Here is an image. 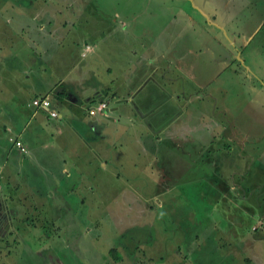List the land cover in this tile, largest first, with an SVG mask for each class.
<instances>
[{
	"label": "rangeland",
	"instance_id": "1",
	"mask_svg": "<svg viewBox=\"0 0 264 264\" xmlns=\"http://www.w3.org/2000/svg\"><path fill=\"white\" fill-rule=\"evenodd\" d=\"M117 45L148 122L110 115L105 166L36 139L13 93L84 96ZM0 264H264V0H0Z\"/></svg>",
	"mask_w": 264,
	"mask_h": 264
},
{
	"label": "crops",
	"instance_id": "2",
	"mask_svg": "<svg viewBox=\"0 0 264 264\" xmlns=\"http://www.w3.org/2000/svg\"><path fill=\"white\" fill-rule=\"evenodd\" d=\"M114 37V36H112ZM115 39L120 40L115 37ZM131 43V42H130ZM139 43V42H136ZM82 44V43H81ZM87 44V43H86ZM124 48V46L117 45V48H111L109 53H113V60L117 62L114 64L108 63V65L105 66V74L106 79H104L103 82L98 80L100 84H95L94 87L91 86L87 92H85V95H81L79 97L77 94L75 95L73 90L67 85L60 84L63 81L61 78L58 79L59 86L56 87H49L46 91H40L39 86L34 87L32 89L31 94L27 98L25 102L22 101L23 93L18 92V95L16 93H13V97L15 99V105L16 107L15 112L20 115L21 117H24L27 115L29 123L30 121L35 122V128L34 131L31 134H36V139H39L41 136H47V134H62V139L67 140L65 135L63 134H69L73 135L76 138H69L72 143L68 146L72 147V150H70V153H75L76 149H83L80 148L81 146H89V144L93 143V152L96 155L101 156V161L105 159V162L103 165L105 166L107 163V159L105 155H101L102 152H104V144L106 140L111 141L113 138V134H110L111 126L108 124L107 120H110V115L113 113H122L125 118L128 120L131 119V117L134 115L137 116V121L139 123H145L148 122L147 115L151 111H143L142 114H135L134 111L138 110L140 105L144 104V99L140 97V105L136 104L134 101V98L132 96L131 91H138L139 88L142 86V82L144 79L140 78L139 81L132 86L130 84L131 76L137 75L136 68H131L132 63L129 61V58L126 56V50L125 52H121V49ZM116 49H120V51H115ZM82 51L78 52L80 57H86L87 53L84 50V46L81 49ZM93 51V49H92ZM91 52V51H90ZM115 52V53H114ZM86 53V54H85ZM108 53V54H109ZM111 56V54H110ZM117 57V58H116ZM137 58H140L138 61L141 62L142 59L144 60L143 54L140 52L137 55ZM135 59V58H134ZM143 62V61H142ZM115 69V70H114ZM141 69V68H140ZM158 68H156L154 71L156 72ZM114 70V72H113ZM133 70V75H132ZM118 71V72H117ZM43 81L41 77H36V81ZM119 85H115V82ZM36 91H35V90ZM127 91V100H123L122 96L120 95L119 91ZM3 90H1L2 92ZM17 96V97H16ZM38 97H47L50 102V108L49 110L46 109H40V108H34L31 104L32 100L34 98ZM79 98L82 99V101H78ZM113 100L115 103L110 105L109 101ZM98 102H104L106 104V108L102 113H96L94 115L89 114V110ZM153 106H157V104H152ZM26 107V110L24 109ZM57 107V109H56ZM120 108V109H119ZM135 108V109H133ZM54 110L57 113L56 117H51L49 115V111ZM116 110V111H115ZM30 120V121H29ZM61 127V129H60ZM25 129V126L21 129V134H23ZM115 134H117L116 129ZM21 134L19 135H10L19 140L22 144V148L24 150L27 149V147L30 148V143H32V140H29L27 138H22ZM114 134V136H115ZM66 144L62 145V147H65ZM13 148L19 149L20 148L14 146L12 144ZM76 146H78L76 148ZM21 150V151H23ZM69 152V150H68ZM78 152V151H77ZM79 153V152H78ZM23 159V158H22Z\"/></svg>",
	"mask_w": 264,
	"mask_h": 264
},
{
	"label": "built area",
	"instance_id": "3",
	"mask_svg": "<svg viewBox=\"0 0 264 264\" xmlns=\"http://www.w3.org/2000/svg\"><path fill=\"white\" fill-rule=\"evenodd\" d=\"M34 108L46 109L49 110L51 102L47 97H38L34 98L31 102ZM106 108V104L104 102H98L95 104L90 110L89 114L94 115L96 113H102ZM49 115L51 117H56L57 113L54 110L49 111ZM11 140V139H10ZM16 147H22L20 141L14 142Z\"/></svg>",
	"mask_w": 264,
	"mask_h": 264
},
{
	"label": "trees",
	"instance_id": "4",
	"mask_svg": "<svg viewBox=\"0 0 264 264\" xmlns=\"http://www.w3.org/2000/svg\"><path fill=\"white\" fill-rule=\"evenodd\" d=\"M11 139V140H10ZM9 141H11L12 142V144L15 146V143L14 142H16V141H19V140H17L16 138H14L13 136H9ZM21 146H22V144H21ZM18 148H20L21 150H23V148L22 147H18Z\"/></svg>",
	"mask_w": 264,
	"mask_h": 264
}]
</instances>
